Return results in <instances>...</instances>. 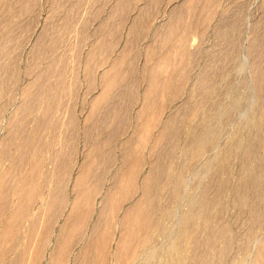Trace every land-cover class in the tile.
Listing matches in <instances>:
<instances>
[{
    "label": "bare ground",
    "instance_id": "bare-ground-1",
    "mask_svg": "<svg viewBox=\"0 0 264 264\" xmlns=\"http://www.w3.org/2000/svg\"><path fill=\"white\" fill-rule=\"evenodd\" d=\"M38 1L0 0V98L1 96L5 97V100L2 101V99L0 102V114L4 113L8 105H10L8 101L10 99L14 100L13 98L17 96L16 91H12V85L9 82L17 77L21 71V66L18 65L20 53H17V58H11L12 56L9 58L6 55L13 49L12 42L14 44L18 42V40H15L17 38L16 35L21 30L22 32L23 30L25 31V28L29 25H33L25 19L27 17H31L32 20L35 19ZM206 1L203 0L202 8L200 7L203 15L204 13L208 15L211 11L213 14L210 4V10L206 14V6L208 4H206ZM197 3L199 4L200 1L197 0ZM215 3L214 0L213 4L215 5ZM52 8L53 13L57 9L60 10V6L56 8L55 4ZM75 8L77 9V7ZM215 8H218V6L216 7L215 5ZM50 10L49 13H52ZM56 12L60 13V11ZM239 14L241 13L235 14L238 17L234 16L233 23L230 24L231 27H228L231 32L241 29L243 26L242 21L245 18L242 20V16H239ZM55 15L59 14L55 13ZM227 16H223L221 20L224 24L226 23L224 17ZM49 17L50 15H48V19L52 16ZM228 18L230 17L228 16ZM51 20L49 23L52 24L53 20ZM69 20L71 21V19ZM67 21L64 17L61 25L59 24L63 31H66L68 26L70 27L72 24L68 25ZM46 23L49 24L47 21ZM220 24L223 23L220 22ZM224 24L217 27L219 43L225 39L227 46L231 44V47L232 45L236 47L239 42L236 43L238 38L230 33L229 29L227 34V28L225 29ZM52 25L50 26L51 29L53 28ZM54 25L56 26V24ZM255 27L257 28V25ZM32 28L34 30L35 27L33 26ZM18 30L20 31L17 32ZM27 30L29 29L27 28ZM46 30H50H48V26ZM46 30L43 28L41 30L43 32L41 35L39 32V37L35 44L32 43L34 44L31 46L33 47L31 51L32 59L29 57L32 63L27 65L29 68L26 69L30 73L31 78L29 77L30 79L23 84L21 93L18 95L19 99L17 98L18 101L13 106L14 109L12 108L11 110L9 120L5 117L8 120L7 125H5V131L7 132L1 138L0 147V264H264V233H261V230L264 229V23L261 29H257V31L255 28L252 29L254 33L249 34L253 35L249 38L247 50V53L249 52L250 54L245 52L252 67L250 71H252V82H254L250 85L252 86V94H250L253 96L241 91V87L238 89L234 88L237 85L232 79H229L230 73L226 72L228 71L227 65L229 62L227 64L224 63L227 59L235 56L237 51L235 49L239 48L240 52L242 45L240 47L237 46L234 49L235 52H232L231 47L230 49L226 45H221L222 47L219 45L220 48H217V53L216 48L215 53L214 51L213 53H207L209 54L208 62L202 63L203 65L195 77L197 80H193L195 85L192 86L194 88L191 89V92L197 95L195 94V103L193 102V105H189L192 108L189 121H186V115L185 117L183 116L187 113L184 108L186 104H189L188 102H185L186 104L183 102V105H180V102V106L175 107L167 116L163 114L165 108H167L166 100L171 97V102L175 100L177 96H174L179 95L178 93L180 92L183 93V90H185L184 85L188 82H148L145 85L143 96L138 98L139 95L136 93L138 96L135 94V97L137 98L134 100L131 95L132 100L130 98V101L127 96L131 93H126L128 102L133 103L134 100V102L139 103L141 101L139 112L143 113V115L138 117L144 122H141L142 124L139 128L143 127L144 131L140 135L136 133L138 131H133L131 135H127L122 141V152L126 159L125 163L121 164L124 170L120 175L112 179V184L101 201L97 219L91 225L86 222L95 207L96 195H93V192L97 190H95L96 187L95 189L93 188L96 180V177L93 178L96 173L94 171L95 168L104 163L100 164L99 161L106 160L100 154H111L109 147L112 148L113 145L111 138H108L110 140L103 139L100 143L101 138L98 143H95L96 145L88 146L87 155L84 157L87 162L83 165L84 170L79 169L83 171L78 172L74 179V188L71 196L68 199L69 194L67 197L63 193L61 194V182L58 183L59 187L57 188L56 177H58L57 173L59 174L60 172V164L67 162V160L60 161L66 144H64L65 139L63 138L62 145H64L60 146V141H57L56 138L53 139V134L49 130L55 126L57 127V121L53 116L54 112L58 109L61 110L62 107L74 108V103L70 104L63 99V91L68 89L66 91H70V95L72 93L74 95L77 88L75 85L79 82L75 84L74 78H72V80L69 79L71 81H68V83H64L69 74L75 77L76 73L73 71L75 68L68 67V61L65 60L69 56L68 53H65V51L55 52L60 43L58 41L59 38L56 37L57 35L54 38L52 36L54 35L53 31H50L54 39L48 40L51 37L49 38L50 34ZM58 31L63 34V31ZM77 31L79 32L78 28ZM27 33H24V35ZM20 34L21 32L18 35ZM240 35H242L241 31ZM21 38L27 40L24 36ZM186 40L184 39L183 43L185 52L189 50V47L187 49L186 46V42H188ZM24 42L22 43L24 44ZM19 43L15 44V47ZM220 44H223V42ZM72 45L75 47V44ZM231 52L234 53L233 56ZM46 54H48L49 60L46 65L42 66L43 63L41 61L43 62L42 59L46 58ZM215 54L217 55L216 57L213 56ZM89 56L92 58L93 54L90 53ZM235 58L238 59V56ZM66 63L68 65H65ZM215 64L216 67H214ZM71 75L69 76L70 78ZM106 75L110 76L109 71ZM222 77L228 78L229 84L219 88L216 82ZM110 79L106 77V81H103L104 84L108 83V81L111 82ZM14 80L13 82H16ZM224 82L227 83L225 80ZM241 82L245 83L246 81L241 80ZM65 84H67V88H65ZM108 84L105 85L107 89L103 87V92L108 90L107 86L111 83ZM112 84H115V82H112ZM190 84L192 85V83ZM112 86L110 85L109 91L101 94L100 98L98 95L94 97L95 99L92 97L94 100H92L93 102L91 101L92 112L93 110L96 111L99 106H108L109 110L114 107L120 108V106H124L123 109H125L124 103L127 102L124 98L125 95L120 96V98L119 91H117V96L112 95L113 93L110 94ZM116 87L118 88V86ZM126 89H123V93L126 92ZM249 90L251 92V89ZM195 95H189L188 99H192ZM179 96L181 97V95ZM227 99L229 100L227 101ZM171 102L170 104H173ZM11 104L13 105V103ZM108 108L106 109L110 112L111 110L109 111ZM63 109L65 110V108ZM182 109L185 113L181 111ZM238 109H244L240 114L242 119L239 121L236 117V120L239 121V126L237 127V123L234 124V121H232L237 129L234 133L231 132L233 133L232 136H225L226 138L223 140V128L227 122H230L236 116ZM116 111H119V109L116 108ZM30 115H33L32 120L30 119L32 122H29L30 120L28 119L31 117ZM115 117H118V114ZM110 119L112 120V118ZM73 120L70 121L74 122ZM113 120L115 119L113 118ZM116 122L121 123L122 121ZM57 123L59 127L60 122ZM86 123L84 126H86ZM102 123L100 122V124ZM118 123L114 124L115 126L113 127L118 126ZM122 123L125 125L124 122ZM121 127H123L122 124ZM115 129L117 132L119 128ZM111 130H113V134L114 129L112 127ZM118 131L114 134L120 136V130ZM49 134H52L51 137ZM106 135L112 137L111 133H105ZM66 138L69 139L67 136ZM57 139L60 138L57 137ZM72 140L74 141V138ZM150 140H154V142L151 143ZM55 141L60 143L59 147L56 146L58 144ZM76 141L75 145L77 144ZM109 141H111V144H109ZM71 143L70 146L74 145H71ZM99 143L100 145H97ZM70 146L68 148H71ZM148 148L150 160L147 156ZM97 149L102 151L99 155L97 154L98 156L96 155ZM108 150L109 152H107ZM47 153L49 154L48 156ZM109 157L111 158V155ZM48 158L49 160H47ZM6 159L14 160L13 164L10 162L12 166L10 165L11 168L9 169L3 166V162ZM235 160L239 163V168L234 167L238 171L233 173V169L227 168L230 166H227V163L231 162L232 165ZM48 162L52 163L53 166L48 165ZM147 165H150V168L142 176L140 183L137 184V189L132 193L134 195L140 194L139 198L130 203L118 219L120 228L118 229L117 245L113 255L95 254L96 251L104 249L110 239L109 227L111 226L113 211L122 207L123 202L130 197L126 196V178L129 183V178L134 176L135 173L138 175L140 170L146 168ZM233 165L236 166L235 163ZM105 166L108 168L106 163ZM189 169H193L194 173L192 174H195L192 181L187 176ZM102 170L104 172V169ZM103 172H99L100 175L97 174L99 178L102 177L101 173L103 174ZM44 189L47 190L43 193ZM227 194L230 195V201L226 199L225 195ZM41 197L43 198L41 205L39 204L40 207L33 209L34 204ZM229 203L236 209V214L232 217L235 219L234 223L237 221L240 223L241 226H239L242 228L240 233L233 230L232 225L234 224L231 222L230 216H228L229 221L227 217V220L223 219L222 212L227 211ZM65 207L68 208V212L67 214L65 212V219L58 226L56 221L63 214L60 211L62 210L63 212ZM220 213H222V219L218 217ZM170 222L173 223H171L173 226L169 224ZM80 241H83L84 245L73 255V251ZM236 248H238L239 254L237 251L234 253Z\"/></svg>",
    "mask_w": 264,
    "mask_h": 264
},
{
    "label": "crops",
    "instance_id": "crops-1",
    "mask_svg": "<svg viewBox=\"0 0 264 264\" xmlns=\"http://www.w3.org/2000/svg\"><path fill=\"white\" fill-rule=\"evenodd\" d=\"M40 1L41 0H39V3L37 4V11H36L38 13V16L37 18H35L36 19L35 25L36 24L38 25V18H39L40 29L42 28V25L44 24L46 20V14H47V9L49 7V4H52V7L55 4L56 8L60 6V10L57 9L55 10L54 13H53V8H52L53 15H55V13L59 14L56 16L57 18L56 17L53 18V22L54 24H56V26L58 23L61 25V21L64 20V17L66 21L68 20L67 21L68 25L72 23L70 27L68 26V29L66 31H63L62 28H60L63 31V34L57 35L59 38L58 41L60 42L58 45L57 51L61 52L65 49L64 50L65 53H68L69 55L67 57L68 60L67 59L65 60L68 61V64L70 66L67 63L65 65H68V67H73V69L75 68V70H73L76 73L75 77L74 75L69 74V76L71 75V78L69 76L66 77L67 79L64 83L66 82L68 83V81H71L72 78H74L75 84L76 82L77 83L79 82L78 84L75 85V87L77 86L76 90L74 87V90H75V92L73 90L74 95L73 93L70 95V91L67 92L68 89H66L67 91L66 90L63 91L64 92L63 99L65 100V102H69V100L71 99L72 103H74V108L76 109H74L73 107L72 109L71 107H69V109L67 107H62L61 110L58 109L56 112H54L53 116L56 117L54 119L57 122H60L59 127H58V123L56 122L57 127L55 126L56 128L54 127L50 129L51 131H54V132H51L49 130V132L53 134V135L49 134V136L51 137L52 135L53 139L56 138V140L57 141L59 140L61 143L60 144L59 142L55 141L56 144H58L56 146L59 147V144L60 146H63L64 144H66L65 151L63 149L64 154L62 152L63 155L60 161L63 162V160L65 161L67 160V162H64L65 165L64 163L60 164L61 166L60 172L59 174L57 173L58 177L56 180L57 188L59 187L58 183L61 182L60 184V186H62L60 187L61 194L63 193V195L64 196L66 195V197L69 194L67 198L71 196V193L73 191V183H74L73 181L75 177L78 175V172L80 173L81 170L79 169H83L84 168L83 165L85 164V162H87V160L84 157H86L87 155L86 153L88 152L87 150L89 149L88 146L91 147L93 146V144L96 145L95 143H98V140H100L101 138L102 139L99 141L100 143L103 141V139L110 140L108 138H111L112 142L109 141V144L112 143L113 145V146L110 145L112 146V148L109 147V149H111V152H110L111 154L107 153L109 155L105 153H101L102 152L101 149L100 150L97 149L99 153L96 152V155L97 154L99 155L101 153L100 156L106 159L104 161L103 160L99 161L100 164L104 162L103 163L104 166L106 163V165H108V168L105 166L107 168L106 169L103 166V164H101L103 168L100 165L98 166L99 168L98 167H97L98 169L95 168V171H94L96 173L93 176V178L96 177L95 178L96 180L94 179L95 186H93V188L95 189L96 187L95 190H97L93 192V195H96L95 196V207L92 209V212L90 213L89 218L86 222L88 225H91L92 222L97 217L98 215L97 213L99 212V209L97 210L96 208L97 196L98 195L104 196L112 184V179L115 178L117 175H120V173L123 172L124 170L121 164L125 163L126 159H125L124 153L122 152L123 151L122 141L127 136V133H131L133 131H138V132L144 131L143 127L139 128V126L142 124L141 122H144V121L138 117V116H142L143 113L139 112L140 105L134 102L135 98H137L135 97V94L138 93L139 96L137 94L136 96H138V98H141L145 92V85L148 82L177 83V82L183 81V83H186L187 73L189 74L188 76V80H189V77L193 75L192 69L199 68L203 65L202 64L203 58L205 61L207 60L208 52L213 53L214 51L215 53V48H216V53H217V38L216 37L218 35L217 27H219V17H218L219 7L215 8V5L217 7L219 6V4H222V3H226L228 5L242 3L241 4V7L243 8L242 9V20H244L245 18L244 20L245 22L242 21V25H243L242 27L243 28L249 27L251 20L252 21L254 20L255 22H257V26H259V29H260L262 22L264 21V11H263L264 10V0L262 1L261 0H236V1L235 0H217L219 2L215 0V2L218 5L216 3L215 5L213 4L214 0L213 2L212 0H207L206 4L207 3L208 4L206 6V14H208L210 10L209 4H210V7L212 8L211 10H213L214 12L212 14V11H211L209 12L208 15H205V13L203 15L202 9H200V7L202 6L203 0H199L200 1L199 4L197 3V0H76V1L75 0H69V1L68 0L67 1L66 0H55V1L47 0V4L45 5V11H44L45 20L42 23H41L42 6H41ZM75 7H77V9ZM78 7H80V9H78ZM214 10L216 11V13ZM56 11H60V13ZM74 12L77 14H75ZM199 12L201 15L199 14ZM79 15L81 18L78 17ZM228 16L225 17V22L227 23V24L225 23V26H226L225 29L227 28L226 30L227 34L229 31L228 27L229 26L231 27L230 24L233 23V18L232 17L228 18ZM69 19H71V21ZM37 25L34 28V37H35L34 39H36L38 36L37 35L38 29L36 28ZM71 28H73L74 30ZM77 28L79 32L77 31ZM73 33L75 34L73 35ZM230 33L233 34V32L231 31ZM204 38L205 39L208 38V42L212 45L215 44V47L208 48V49L206 48L205 49L207 50L206 54L202 56V50H204L202 46L203 42L205 41V40L203 41ZM184 39L188 41L186 42L187 49L189 47V50H186L187 52H185V49L183 50ZM212 40L214 41L213 42L214 44L212 43ZM64 41H65V44L67 42L66 45L64 44ZM71 42L72 44H75V47L74 45L71 44ZM89 52L93 54L92 58H90ZM213 56L216 57L217 55L215 54ZM214 67H216V64ZM107 70L109 71V74H110L109 77L106 75L108 72ZM86 73L87 75H85ZM104 74H105V77L103 78ZM106 77L107 79L111 78L110 79L111 82L108 81L109 84L111 83L110 84L111 86L115 85V86H112L109 92L110 94L113 93L112 95L117 96V93H118L117 91H119L118 93L120 94L119 97L125 95L124 98L126 99L128 97L127 99H129V101H130V98L132 100V97H130L132 95L134 99L133 103L128 102V100L126 99L127 102L124 103L125 109H123L124 106H120V108L119 107H114L115 109L111 108L110 109L111 111H110L108 106H101V107L99 106L98 109L96 107L97 110L94 108L96 111L93 110L94 112L93 113L92 112L93 107L91 106V101L93 100V98L97 97V95L100 98L101 94H103L105 91H109L110 85L108 83L104 84L103 82L106 79ZM192 81L193 80L191 79L189 80V82H192ZM112 82H115V84H112ZM107 84L109 85L107 86L108 90H105L103 92L104 88L107 89L105 87V85ZM121 84L122 86H120ZM65 85H66L65 88H67V84ZM116 86H118V88ZM119 86L121 89L119 88ZM128 87L129 88L131 87L130 88L131 91H129L130 89H126ZM133 88H134V92H133ZM123 89L124 90L126 89V92L123 93L124 91ZM127 92H129L128 94L130 93L131 94L126 97ZM82 107L83 109H81ZM126 107H127V110H126ZM63 108H65V110ZM106 108H108L110 112H108ZM116 108L119 109V111H116ZM112 111H115L118 114V117H115L117 114H113L115 112H112ZM163 114L164 116L167 115V109L165 110ZM87 115L89 116V118ZM109 117L112 118V120ZM113 118L115 120H113ZM70 120H73L74 122ZM116 121H122L124 122L125 125H123L122 122L118 123ZM100 122L101 123L104 122V123L100 124ZM85 123H86V126H84ZM117 123H118V126L113 127ZM89 124L91 127L89 126ZM121 124L123 127H121ZM111 127L112 129H114L113 134H112L113 130L110 131ZM115 128H119L117 129V132H119L118 130H120V133H121V130L123 129L124 132L122 130V133L124 134L121 133L120 136L115 135L114 134L116 132ZM71 129L73 132L71 131ZM91 129L93 132L91 131ZM64 130L66 133L64 132ZM55 132L57 135L55 134ZM105 133H111L112 137L109 136L110 134L106 135L107 136L106 137ZM54 134L60 139H57V137H55ZM86 134H89L90 136ZM66 136L69 137V139L66 138ZM63 138L65 139V142L62 145L63 143L62 141H64ZM73 138H74V141L72 140ZM76 138L77 139L79 138L80 140L79 139L77 140ZM89 140L91 141V143ZM75 141L77 143L76 145H75ZM70 143L71 145L72 144L74 145L70 146ZM100 143L97 145H100ZM69 146L71 148H68ZM107 152H109V150ZM66 154H68L67 155L68 157L65 156ZM110 155H111V158L109 157ZM73 158H75L76 160ZM107 162H109V164H107ZM72 163L73 164L75 163V164L73 165ZM95 164H99V163H95ZM48 165L53 166L52 163H49ZM102 169H104V172ZM144 169H141L138 175L135 173L134 176H131L129 178V183H128V179L126 178V184H127L126 196H130V197L127 198L123 202V204L127 200L135 196L132 193L134 192L135 189H137L139 178L140 179L142 178L141 173ZM98 170L99 172L101 171L103 172V174L101 173L102 177L100 178L98 176L100 175L99 172L97 173ZM70 175L71 177H69ZM64 180L66 181L69 180V181L66 182ZM105 181H110L109 186H107V183ZM64 209L65 210H63V212L62 210L60 211V213H63V214L60 215V217L58 218L59 221L61 222L65 219V215L68 212L67 207H65ZM117 211H118V208L114 210L112 213L111 226L109 227L110 228V239L107 242V245L104 247V249H100L95 252V254L97 255H103V254L113 255L115 251L116 246H114L113 249L111 248V246H112V241L114 238L116 239V245H117V236L119 234V230H117L116 232L113 231L114 227L116 226V225H113L114 215ZM79 243H84V242L80 241Z\"/></svg>",
    "mask_w": 264,
    "mask_h": 264
},
{
    "label": "rangeland",
    "instance_id": "rangeland-1",
    "mask_svg": "<svg viewBox=\"0 0 264 264\" xmlns=\"http://www.w3.org/2000/svg\"><path fill=\"white\" fill-rule=\"evenodd\" d=\"M39 2V1H38ZM54 3V2H53ZM47 4V0H41V6H42V21H41V23L45 20V17H44V15H45V5ZM242 4V3H241ZM241 4H230V5H228V4H226V3H222V4H219V8H218V17H219V25H221V26H223V24H224V22H222L221 20H222V18H223V16H227L228 14H229V17L231 18H235V17H238L237 15H238V13L240 12L241 14H242V12H241ZM50 5V4H49ZM52 5V4H51ZM51 5L48 7V9H47V15H46V20H45V22H44V24H43V26H42V28H41V30L44 28V30H46L47 29V26H48V30L49 31H47L49 34H50V31L54 34V35H52V34H50V36H49V34L47 33V35L49 36V38L50 39H48V40H53L55 37V35H61V33L58 31V30H60V31H62L61 29H60V26H59V23L57 24V26H55L54 25V22L51 24V23H49V21L52 19L53 20V17H55V16H57V15H53V13H49V10H50V12H52V7H51ZM228 6V7H227ZM239 7V8H238ZM223 8H226V9H224L223 10ZM228 9V10H227ZM236 9V10H235ZM226 10V11H225ZM240 10V11H239ZM225 11V12H224ZM239 11V12H238ZM227 12V13H226ZM236 12V13H235ZM226 13V14H225ZM232 14V15H231ZM235 14H237V15H235ZM241 14H239V16H242ZM37 15H38V13H37ZM37 15H36V17L35 18H37ZM48 15H50V19H48ZM235 16V17H234ZM225 18V17H224ZM25 20H27L28 21V23H32L33 25H29L28 27H26L25 29V31L23 30V32H22V30L20 31V30H18L17 32H21V34L20 35H16L17 36V38L15 39L16 41L18 40V42L17 43H15L16 45L19 43V45L17 46V47H15L16 45L14 44V42H12V51L10 50V54L8 53L6 56L7 57H11V58H17V56H18V54L20 53V55L21 54H23V55H21V57H20V55L18 56V58L21 60H19V62H18V65H20L21 66V68H20V73L17 75V77H15L13 80L14 81H16V82H13V80H10V82L9 83H11L10 85H12L11 86V88H12V91H16V94H17V96H16V94H15V98H13L14 100H9L8 102H10L9 104L10 105H8V108L6 109V111H4V113H1V114H3V115H1V117H0V147H1V138L5 135V133L7 132V131H5L6 130V126L5 125H7V121L9 120V116L11 115V110H12V108L14 109V107L13 106H15V104L17 103V101H18V95H19V93H21V90H22V87H23V84H25V82L26 81H28V79H30L31 78V75H29L30 73H28V71L26 70L27 68H29L27 65H30L31 63H32V61H31V59H32V53H31V51H32V49H33V47H31V46H33L34 44H35V42L37 41V38L39 37V36H37V38L36 39H34L35 37H34V30H33V26L35 27V20L36 19H33L32 20V18L31 17H27V19H25ZM51 20V21H52ZM32 21V22H31ZM46 21L49 23V24H47L46 23ZM34 22V23H33ZM39 18H38V27H36L37 29H38V32H37V35H39V32H40V35H41V33L43 32H41V30H40V25H39ZM220 22L221 23H223V24H220ZM47 25H46V24ZM257 23V22H256ZM255 23V21L253 20H251V22H250V25H249V27H242L241 29L239 28V29H237V30H232L234 33V35H235V37L236 38H238L237 39V41H236V43L238 42L239 43V45H237L236 44V47L238 46V47H240L241 45V51L239 52V48H237V49H235L236 47L235 46H233L232 45V47L230 46L231 44H228V46L226 45V40L225 39H223L222 40V42H223V44H220V43H222L221 41H220V43H219V38L217 37V48L219 47L220 48V46L221 45H226L227 47H231L230 49L231 50H233L232 52H235V50H237L236 52H235V56L233 57V58H229V59H227V61H225L224 63L225 64H227V62H229L228 63V67H227V70L228 71H226V69H225V71L227 72V73H230V77H229V79L231 80H233V82L237 85H235L236 87H234V88H240V89H242L241 91H245V93H248L249 94V96H253V95H251L252 94V86H250L253 82H252V71H250V70H252V67H251V63H250V60L249 59H247V57H246V54H245V52L247 53V50H248V44H249V38H251V35H253V34H251V35H249L250 33H254L253 31H252V29H254L255 28V30L257 31V29H259V27L257 26V28L255 27L257 24ZM264 22H262V24H263ZM52 25V29L50 28V26ZM253 24H255L254 26H253ZM30 26H32L31 27V29H30ZM46 26V27H45ZM224 26H225V24H224ZM226 27V26H225ZM27 28L29 29V30H27ZM46 28V29H45ZM262 28V25H261V27H260V29ZM242 29H244V30H242ZM40 30V31H39ZM56 30V31H55ZM230 30V29H229ZM241 31V34L242 35H240V31ZM247 30V31H246ZM30 31V32H29ZM231 31V30H230ZM238 31V32H237ZM244 31V32H243ZM252 31V32H251ZM26 32H28L26 35H24V33H26ZM59 34H58V33ZM237 32V33H236ZM57 33V34H56ZM63 33V32H62ZM30 34H31V36H30ZM22 35V36H21ZM27 35H28V37H27ZM54 37H52V36ZM25 37V39H27V40H24V38H21V37ZM243 36V37H242ZM31 37V38H30ZM56 37H58V36H56ZM19 38H21V39H19ZM205 40V41H204ZM242 40V41H241ZM245 40V41H244ZM15 41V42H16ZM23 41H25L24 42V44L22 43ZM203 44H202V46H203V49L204 50H202V56H204L205 54H206V51L207 50H205L206 48L208 49L209 48V46H210V48L211 47H213L214 48V46H215V44L213 43L214 41L212 40V43L214 44V45H212V44H210L209 42H208V38L207 39H203ZM244 41V42H243ZM242 42V43H241ZM26 43V44H25ZM32 43H34V44H32ZM219 43V44H218ZM241 43V44H240ZM32 44V45H31ZM220 45V46H219ZM20 46H23V47H20ZM222 47V46H221ZM21 48H22V50H21ZM25 48V49H24ZM243 48V49H242ZM29 49V50H28ZM57 49H58V47H57ZM57 49L55 50V52L57 53L58 51H57ZM235 49V50H234ZM15 51H18V52H15ZM28 51H29V53H28ZM64 51V50H63ZM243 51V52H242ZM231 52V53H232ZM239 52V53H238ZM15 53V54H14ZM18 53V54H17ZM209 53V52H208ZM230 53V54H231ZM241 53V54H240ZM49 54V53H48ZM48 54H46L45 55V57L47 58H45V59H42L43 60V62L41 61V63H43V65L42 66H44V65H46L47 63H48V60H49V56H48ZM233 54L234 53H232L231 55L233 56ZM247 54H250L249 52L247 53ZM9 55V56H8ZM17 55V56H16ZM209 55V54H208ZM230 55V56H231ZM236 56H238V59L237 58H235ZM31 59H30V58ZM241 57V58H240ZM246 57V58H245ZM22 58V59H21ZM28 58V59H27ZM208 58H209V56L207 57V62H208ZM29 60V61H28ZM26 61H27V64H26ZM206 61L204 60V58H203V61H202V63L203 64H205L206 63ZM21 62V63H20ZM47 62V63H46ZM232 62V63H231ZM233 64V65H232ZM23 65V66H22ZM26 65V66H25ZM246 65V66H245ZM229 66H230V68H229ZM26 67V68H25ZM200 68L201 67H199V68H194V69H192V71H193V75L192 76H190L189 77V80L191 79V80H194V81H196L197 80V78H195L196 76H197V74L199 73V71H200ZM26 71H25V70ZM231 69V70H230ZM230 71V72H229ZM22 72V73H21ZM188 72V71H187ZM26 73H28V74H26ZM226 73V74H227ZM24 74H25V76H24ZM21 75V76H20ZM23 75V76H22ZM188 76H189V74L187 73V76H186V82H188V83H186L185 85H184V89L185 90H183V93H178L179 95H181V97L179 96V95H175L174 97H176V99L175 100H173L172 102H171V100H172V97L170 98V99H167L166 101L167 102H165V103H167L166 104V107L167 108H165V110L167 109V115L169 114V112H172L174 109H175V107L177 108V106H180V105H183L182 103L184 102H188L189 104L187 105L186 103V107L184 108L185 110V112L187 111V113L186 114H184L183 116L185 117V115H186V121L188 120L189 121V117H190V110L192 109L191 108V106H189V105H193L194 103H195V101H196V95L194 94V92H193V94H192V90L191 89H193L194 87H192V86H194L195 85V82L194 81H192V82H189V80H188ZM226 76V75H225ZM22 77H24V78H22ZM28 77V78H27ZM30 77V78H29ZM227 77H228V75H227ZM18 78V79H17ZM27 78V79H26ZM17 79V80H16ZM20 79V80H19ZM24 79V80H23ZM18 80H19V82H18ZM222 80V81H221ZM224 80L227 82V83H225L224 82ZM230 80H229V82H230ZM241 80H245L246 82H247V84H246V82L245 83H242L241 82ZM218 82H220V83H218ZM221 82H222V84H221ZM19 83V84H18ZM190 83H192V85L190 84ZM225 83V84H224ZM250 83V84H249ZM216 84L217 85H219V86H217V87H219V88H221L220 86H224L225 87V85L227 84H229L228 83V78L227 79H225V77H222V78H219V80L216 82ZM18 85V86H17ZM190 85V86H189ZM226 85V86H227ZM15 86H16V88H15ZM192 87V88H191ZM246 88H247V90H246ZM15 89V90H14ZM249 89H251V92H250V90ZM18 90V91H17ZM247 91V92H246ZM188 92V93H187ZM190 92H191V94H190ZM187 93V94H186ZM251 93V94H250ZM183 94V95H182ZM189 95H195L194 97H195V99H194V97L192 98V99H188V97H189ZM64 97V96H63ZM5 97H3V96H1V98H0V102H1V100L2 101H4L5 99H4ZM18 98V99H17ZM183 98V99H182ZM185 98V99H184ZM16 100V101H15ZM184 100V101H183ZM189 100V101H188ZM229 99H227V101H228ZM192 101V102H191ZM170 102L171 103H173V104H170ZM180 102H181V104H180ZM191 102V103H190ZM194 102V103H193ZM11 103H13V105L11 104ZM69 103L70 104H72V101L70 102V100H69ZM141 101L138 103L140 106H141ZM168 103H169V105H168ZM180 104V105H179ZM74 105V104H73ZM72 105V106H73ZM168 105V106H167ZM176 105V106H175ZM170 106V107H169ZM188 106H189V108H188ZM188 108V109H187ZM187 109V110H186ZM182 112H184L183 111V109L181 110ZM192 111V110H191ZM242 111H244V109H238V111H236V113L237 114H235L234 116V118L230 121V122H227L226 124H225V126H224V128H223V140H224V138H226V137H228V135H229V137L230 136H232L233 135V133L236 131V129H237V127L239 126L238 124V122L242 119V117L240 116V114L242 113ZM165 112V111H164ZM184 112V113H185ZM189 113V114H188ZM166 115V116H167ZM31 116V117H30ZM29 117L30 118H28L29 120L33 117V115H30ZM4 117V118H3ZM8 119H6V118ZM238 118V120L239 121H237L236 119ZM239 117H240V119H239ZM3 118V119H2ZM54 118H55V116H54ZM4 120V122H2ZM32 120V119H31ZM29 121V122H32V121ZM236 120V121H235ZM232 121H234V124L235 123H237L236 124V126H234V124H233V122ZM2 124V125H1ZM231 124V125H230ZM227 125V126H226ZM233 126H234V129H233ZM4 127H5V129H4ZM236 127V128H235ZM2 129V130H1ZM3 129H4V131H3ZM232 130H234V131H232ZM143 132V131H142ZM142 132H138V134L140 135V134H142ZM231 132H233V133H231ZM137 133V132H136ZM156 133V132H155ZM155 133H153V134H155ZM231 133V134H230ZM122 134H124V133H122ZM129 134L131 135L132 133H127V135L129 136ZM226 136V137H225ZM127 137V136H126ZM125 137V138H126ZM124 138V139H125ZM151 141V140H150ZM152 142H154V140L153 141H151V143ZM48 153H49V151H47ZM47 153V156L49 155ZM147 156H148V158H149V160L151 159L150 158V154H149V148H148V152H147ZM5 159V158H4ZM9 160H11V161H9ZM47 160H49V158L47 159ZM4 161V160H3ZM14 160H12V159H6L5 160V162H3V166H5V168L7 169H9V168H11L10 167V165L12 166V162H13ZM9 162V164H7ZM12 164H11V163ZM236 164V166L235 165H233V164ZM6 164V165H5ZM8 165V166H7ZM228 165H230V166H228ZM7 166V167H6ZM227 168H231V169H233L232 171H233V173H236L237 171L235 170V168L237 167V169L239 168L238 166H239V163L235 160L233 163H232V165H231V162H228L227 163ZM235 167V168H234ZM150 168V165H147V167L142 171V173H141V176H143L145 173H146V171H148V169ZM190 171V172H189ZM236 171V172H235ZM192 173H194V171H193V169L191 170V169H189L188 171H187V176H189V180H194V177H195V174L193 175ZM189 174V175H188ZM205 174V173H204ZM193 175V176H192ZM221 176V175H220ZM193 177V178H192ZM57 178V177H56ZM57 180V179H56ZM139 181H141V179L139 178ZM138 181V183H140ZM74 182V181H73ZM106 183H107V186H109V184H110V181H105ZM73 188H74V183H73ZM47 189H44L43 191L45 192ZM139 196H140V194H137V195H135L134 197H132L131 199H129V200H127L123 205H122V207L121 208H118V211L115 213V215H114V224L113 225H116L115 227H114V229H113V231L114 232H116L120 227H119V225H118V219L122 216V214L124 213V210H125V208H126V206H128L130 203H132V202H134L135 200H137V198H139ZM226 196V199L228 200V201H230L229 199H230V195H225ZM103 195L101 196V195H98L97 196V199H96V208H97V210L100 208V204H101V201H102V199H103ZM42 198L43 197H41L40 199H39V201H37L35 204H34V208H33V206H32V208L33 209H38L39 207H40V205H41V201H42ZM69 199V198H68ZM72 199V198H71ZM40 202V203H39ZM37 204V205H36ZM40 204V205H39ZM230 204V203H229ZM36 205V206H35ZM229 208H227V211L225 212V211H223L222 213H223V215H222V213H220V216H218V217H222L223 216V219H225V220H227L228 219V221H229V218H228V216H230V220H231V222L234 224V225H232V228H233V230L234 231H236V232H238V233H240L241 231H242V228L240 227L241 225H240V223L237 221L236 223H234L235 221V219L232 217V216H235V214H236V209H235V207H233L231 204L228 206ZM231 207V208H230ZM263 208H264V205H263ZM33 209H32V211H33ZM229 209V210H228ZM235 211V212H234ZM227 215H226V214ZM98 214V213H97ZM121 215V216H120ZM222 215V216H221ZM226 217H227V219H226ZM95 219H97V217L95 218ZM222 219V218H221ZM234 221V222H233ZM60 223H61V221H59V219H57V221H56V224L59 226L60 225ZM172 222H170L169 224L171 225V226H173L172 224H171ZM238 223V224H237ZM240 225V226H239ZM58 226H56V227H58ZM239 228H241V229H239ZM236 229V230H235ZM263 231V232H262ZM86 232H88V231H86ZM261 233H264V229L263 230H261ZM88 237V236H87ZM84 244L83 243H78L77 245H76V248L74 249V253H73V255H75L79 250H80V248L83 246ZM114 246H116V239L114 238L113 239V241H112V246H111V248L113 249L114 248ZM238 250V248H236L235 249V251H234V253H236V251ZM77 251V252H76ZM239 251V250H238ZM237 251V253L239 254V252ZM12 254H14V253H12ZM112 262V261H111Z\"/></svg>",
    "mask_w": 264,
    "mask_h": 264
}]
</instances>
